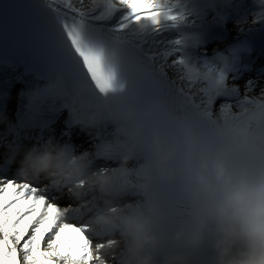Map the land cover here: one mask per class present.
Returning <instances> with one entry per match:
<instances>
[{
  "label": "snow or ice",
  "instance_id": "6c2138e0",
  "mask_svg": "<svg viewBox=\"0 0 264 264\" xmlns=\"http://www.w3.org/2000/svg\"><path fill=\"white\" fill-rule=\"evenodd\" d=\"M254 3L260 6V11L255 14L256 20L264 23V0H254ZM188 4L189 0H98L97 6L102 10L94 14L95 9L77 8L73 0H45L40 5L46 9L42 24L47 46L43 71L38 72L36 59L28 56L15 57L7 66L23 65L25 74L33 73L38 79L57 87L36 88L34 94L40 97L38 102H33L32 91L28 92L29 104L25 114L31 116L35 113L38 118L41 104L52 99L55 92L71 91L84 85L86 100L106 98L105 94L109 92L123 98L133 96L141 112L153 101H159L158 121L166 135L174 133L181 114H187L204 136L210 135L222 122L214 117L213 112V105L219 98L225 100L219 107L224 122L247 117L256 119L264 127V88L260 90L259 98H249L247 95L241 97L238 85L229 86L230 77L237 81L244 72L251 70L249 57L253 48L249 37L238 38L223 51L215 49L211 57L206 49L211 41L225 38V26L230 18L227 10L240 13L246 11L248 5L244 0L235 4L227 0L223 5H215L225 11L218 12L212 22L202 23L198 30L189 31L188 17L193 10ZM117 13L121 15L115 25L109 27L103 23L113 20ZM165 32L174 33L175 38L160 41L165 47L159 56L165 63L169 57H175L170 67L180 73V78L190 89L203 84L199 89V104L192 96H185L182 89L175 91L166 73L153 65L155 57L143 53V45L149 38L155 43L156 37ZM255 87L254 80H247L245 93ZM151 124L152 121L147 123L146 131ZM39 126L44 125L39 121ZM21 136L22 129L17 123L16 139L8 147L24 146ZM4 139L0 136V141ZM121 143L133 147L143 158L140 144L119 137L98 144L96 159L114 161ZM7 163H11L9 158ZM142 172L143 163L130 173L129 195L135 194L137 177ZM133 176L135 180L131 178ZM155 188L173 218L187 211L169 186L157 183ZM5 193H10V198L0 202V264H20L21 258L24 264H107L109 256L103 251L105 240L93 223L94 218L100 219L94 212L97 205L61 208L57 200L64 194L63 187L50 184L41 189L31 182L18 183L7 176L0 178V200ZM16 204L21 207L13 213L11 210ZM89 214H92L91 218L84 219ZM45 240L47 250H42L41 244Z\"/></svg>",
  "mask_w": 264,
  "mask_h": 264
},
{
  "label": "clouds",
  "instance_id": "9594fccd",
  "mask_svg": "<svg viewBox=\"0 0 264 264\" xmlns=\"http://www.w3.org/2000/svg\"><path fill=\"white\" fill-rule=\"evenodd\" d=\"M56 88L55 84L46 85ZM86 87L55 92L71 122L92 138L111 123L114 137L143 149V172L135 199H128L129 164L140 158L121 143L117 166L95 168V152L77 154L53 137L12 146L8 158L28 179H47L67 194L97 205L93 219L105 240L103 251L117 264H264V127L242 117L222 122L204 136L187 114L166 135L158 121L159 101L142 112L133 96L85 99ZM152 121L146 131V125ZM0 124L11 125L5 113ZM169 186L187 211L173 218L156 191ZM210 252V254H205Z\"/></svg>",
  "mask_w": 264,
  "mask_h": 264
},
{
  "label": "bare ground",
  "instance_id": "6f19581e",
  "mask_svg": "<svg viewBox=\"0 0 264 264\" xmlns=\"http://www.w3.org/2000/svg\"><path fill=\"white\" fill-rule=\"evenodd\" d=\"M36 1L41 2V3L45 2V0H36ZM73 3L75 5V7L83 8L85 11H92L93 9H95L94 14H99V12L102 10L101 7L97 6L98 0H83V3H80V0H73ZM120 15H121V13H117L116 17H114L113 20H111L110 22H103V23L108 24L107 26H109V27L113 26L117 23ZM188 21H189L190 26H194L195 24H197L196 19L195 20L188 19ZM167 33L168 32H165L162 36L156 37L157 42H155V43L153 42L152 38H149L148 42L143 45V52H146L149 56H154L155 58L153 60L155 62L159 63L161 66L163 65V70L167 74L171 75V73L174 72V68L170 67L171 61L173 60V57L169 58L167 63H165V62L163 63L162 57L159 56V53L165 47V44L160 43V41H167L169 39H173L171 37H168ZM0 50H1V52L11 54L12 57H14V58L22 56L21 52H19L16 48L11 47V46L0 45ZM164 64H166L167 67ZM254 81L256 82V87L251 92L245 93V90H244L245 83L244 82H242L239 85L240 89H241V94H242L241 97H243L244 95H247L249 98H259L260 90L262 88H264V75L258 76ZM200 88L201 87L199 85H196L194 88L190 89L188 87V84L186 83L185 85H183L182 90L186 91L190 95H194L195 93H197V94L199 93ZM222 103H225V100L222 98H219L216 101V103L213 105V112L216 116L219 115V107ZM35 135L37 136L36 133H35ZM100 166H106V165L104 163H97L96 165H94L95 168H99ZM67 201H68V203H73L75 201V199L71 198V199H68ZM70 205H72V204H70ZM68 206L69 205L65 204L64 207H68ZM20 207H21V205L18 206V208H20ZM23 207H26V205H24ZM43 244L45 246H47L46 240H45V242H43ZM115 255H116L115 253L108 255L109 256L108 260H110L111 263L107 262V264H114L115 262H117ZM21 257H22V253H21ZM21 260H22V258H21Z\"/></svg>",
  "mask_w": 264,
  "mask_h": 264
},
{
  "label": "rangeland",
  "instance_id": "374dc122",
  "mask_svg": "<svg viewBox=\"0 0 264 264\" xmlns=\"http://www.w3.org/2000/svg\"><path fill=\"white\" fill-rule=\"evenodd\" d=\"M108 25V24H107ZM163 63H164V61H163ZM248 80V79H247Z\"/></svg>",
  "mask_w": 264,
  "mask_h": 264
}]
</instances>
